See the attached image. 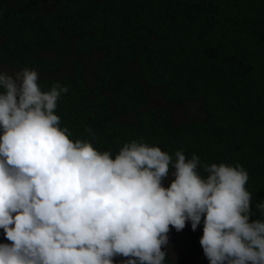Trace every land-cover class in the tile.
<instances>
[{
	"label": "trees",
	"instance_id": "trees-1",
	"mask_svg": "<svg viewBox=\"0 0 264 264\" xmlns=\"http://www.w3.org/2000/svg\"><path fill=\"white\" fill-rule=\"evenodd\" d=\"M25 67L42 90L68 87L55 111L73 141L113 158L136 139L173 160L239 164L250 220L264 219V0H0V71ZM176 233L164 264H185L175 247L209 264L203 220Z\"/></svg>",
	"mask_w": 264,
	"mask_h": 264
},
{
	"label": "clouds",
	"instance_id": "clouds-1",
	"mask_svg": "<svg viewBox=\"0 0 264 264\" xmlns=\"http://www.w3.org/2000/svg\"><path fill=\"white\" fill-rule=\"evenodd\" d=\"M38 81L28 67L0 71V229L10 242L0 264H164L171 228L202 220L209 264H264V219L250 220L243 166L181 150L173 160L136 139L113 158L70 139L55 111L68 87ZM255 208L264 217V201Z\"/></svg>",
	"mask_w": 264,
	"mask_h": 264
},
{
	"label": "rangeland",
	"instance_id": "rangeland-1",
	"mask_svg": "<svg viewBox=\"0 0 264 264\" xmlns=\"http://www.w3.org/2000/svg\"><path fill=\"white\" fill-rule=\"evenodd\" d=\"M17 71H19V70H5V72H7L8 74H10V75H14ZM170 180H171V176L168 178V179H165V181H164V185L165 186H168L169 185V183H170ZM172 229V228H171ZM180 233L179 232H177L176 233V235H179ZM173 235V234H172ZM174 241V240H173ZM176 248V253L174 254V256H175V258L176 259H179L180 261H182L183 263H185V264H191L189 261L190 260H188L189 259V257H187V256H185L184 255V252H182V250L180 249V248H178V247H175Z\"/></svg>",
	"mask_w": 264,
	"mask_h": 264
}]
</instances>
